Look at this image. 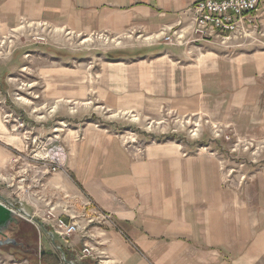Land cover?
I'll return each instance as SVG.
<instances>
[{"label":"crops","instance_id":"0c3cea01","mask_svg":"<svg viewBox=\"0 0 264 264\" xmlns=\"http://www.w3.org/2000/svg\"><path fill=\"white\" fill-rule=\"evenodd\" d=\"M195 1L0 0V36L37 23L118 40L96 52L97 61L51 43L17 46L0 61V171L8 179L0 194L34 215L37 229L53 206L82 224L67 241L43 230L71 260L89 244L116 264H264V162H242L239 173L232 168L238 163L227 165L233 152L264 147V37L228 46L193 41L189 9ZM260 11L264 30V0ZM171 28H182L188 42L164 43L162 32ZM26 60L39 72L13 76ZM95 64L91 78L83 69ZM11 88L30 102L53 101V115L58 105L93 93L115 115L164 123L171 135L194 123L203 139L157 140L151 133L138 148L127 146L133 136H124L120 125L100 117L75 123L72 105L47 121L14 107L25 121L19 129L8 119L15 111H6ZM209 133L214 137L206 138ZM221 133L228 139H217ZM31 145L61 148L63 170L49 172L31 156ZM43 246L42 255L57 254ZM28 263L0 257V264ZM83 263L100 264L97 257Z\"/></svg>","mask_w":264,"mask_h":264},{"label":"rangeland","instance_id":"374dc122","mask_svg":"<svg viewBox=\"0 0 264 264\" xmlns=\"http://www.w3.org/2000/svg\"><path fill=\"white\" fill-rule=\"evenodd\" d=\"M20 26H21L20 28L15 29V30H18V32H12L8 36H0V61L8 60L10 55H11V52L17 46L19 47L20 45L29 44L28 47H31V46L34 47L35 45H40V46L41 45H50V43L53 44L59 52L60 51L61 52L71 51L74 53L73 54L74 57L78 58V59L84 58V56L88 54L89 57H85L84 58L85 60H87L89 58V59L97 61L98 56L95 55L96 52L98 53V51H107V50L113 49L114 47L117 46V43H118V40L114 39L113 37H107V36H103V35L102 36L101 35L87 36V35H76V34L69 35V34H67L66 31H62V32L61 31H54L53 28H50V26H48V25H42V24H37V23H22V24H20ZM190 32H192V30ZM170 33H171V31L168 32V30L162 32L161 39L163 42H164V40H163L164 36L167 34H170ZM40 35L46 37L45 42H40L39 40L35 39V37L40 36ZM85 39H87V40H85ZM16 41H19L17 45H16ZM227 41L228 42H231V41H240L241 42V41H244V39L232 38L230 40L228 39ZM91 56H93V57H91ZM18 57H19V54L16 55V60H18ZM25 59H27V58H25ZM39 60L44 61V60H46V57H42L41 59L35 60V61H33V63L36 61H39ZM29 63L30 62H28V60H26L25 64L27 66L25 65L26 67L23 70H21L22 72H16V73H14L13 76L19 75V76L27 77L29 75H36L37 71L39 72V69L36 66L30 67ZM80 65L83 66L85 64H80ZM96 65L97 64H95L94 66H91L92 68L83 69L84 73L89 70V72H92V74H93V76L91 74H89L90 77L91 78L95 77L96 73L94 74V72H97V66ZM38 86L43 89V87L41 85H38ZM14 90H16V88L10 89V91L14 94H12V97L10 99H8L7 104H6L7 105L6 111L9 113H10V110H14V107H18L20 109H25L26 112L32 116L31 118H36L39 120L47 121L48 119L49 120L54 119L56 114L58 116V113L60 111H62V108L69 110V108L72 105L73 106L72 107L73 108V115L72 116L74 117L75 123L80 122V120H97V117H100L101 121L106 122V124L112 123L111 121H114V124L120 125V129L122 130L121 132L124 133L123 134L124 136H130V135L133 136L130 138L127 137V141H130V139H132V138L135 139L134 141H132L133 144L129 143V144H127V146H129V145L135 146L136 148H138L140 146V142H143L142 139L145 140L144 137L146 135H152L153 134L152 136H154V134H155V135L162 136V135L170 134V133H166L167 131L162 130L165 127L164 123L158 124V123L154 122L153 124L152 123L150 124L149 122H146L142 119H139L138 117H134V116L130 117L129 115H123V116L115 115V113L113 111L108 110V108L102 107L99 104V102L96 100V98L94 97L96 95H94L93 93L90 94V97L92 99L74 101V104H72V103L70 105L66 104L63 107H61V105H58V108L56 109V113L54 112L55 114L53 115V114H51V113H53L52 109L55 108V103L52 105L53 101L42 100V101H38L36 103L30 102L24 98H21V96L17 95L14 92ZM31 91H32V93L34 92L33 90H31ZM38 99H40V98H38ZM82 102H84L85 104H83ZM1 104H2V101H0V106H1ZM16 112L17 111L11 113L12 115L10 114L8 119L10 122H12L11 124H14V125L18 124L19 129H22L24 127L23 122H25L24 118L22 116L19 117V114H18L19 112H17V113ZM49 114H51V115H49ZM17 117H18V119H17ZM20 123L23 125H20ZM27 125H29V123ZM185 126L186 127L183 128L184 131H182L183 130L182 129L181 131L177 132V134L181 135V137H182L181 139H185V140L187 139L191 142L194 141V142L200 143L199 141H201L203 139L204 133L201 134V131L198 130V126H196L194 123H192L191 126H189V124L188 125L186 124ZM129 129L132 131L124 132L125 130H129ZM173 133H175V132H173ZM27 134L32 136L31 132H27ZM227 135L229 136L228 133H226V134L221 133L220 136H216V137H218L217 139H224V138L228 139ZM210 136H212L211 133H209V135H207L206 138H208ZM212 137H214V136H212ZM221 137H224V138H221ZM161 140H165V139H161ZM199 148H200V146H199ZM29 150H30L31 156H34V157H36V154L39 156V155H45L46 153L49 152L48 151L49 149L44 150V149H42V147H38L35 145L34 146L31 145V147L29 146ZM255 150H256V148H250V149L243 148V150L240 149L239 153L233 152L232 155L234 157H231V160L228 162L227 165L228 166L232 165V162H234L233 165L238 163V166H236V167L233 166L232 168H234V173H239L238 171H240V168L243 167L242 162L246 163V162L250 161L251 163H253L252 160H254V159H256L257 161H260V159H262L261 162H264V147H260L259 149H257L256 153H254ZM42 164H44V166L46 168H49V169L52 167V164L48 163V165H47L46 162L42 163ZM57 170H58L57 172H59V171L63 170V167L60 165L57 168ZM7 182H8L7 177H4V175H2V173L0 171V192L7 190V187H8L6 185ZM10 187L13 188L14 185H12ZM13 196H14V194H13ZM12 202L16 206H18L16 201H12ZM78 205H80V204L78 203ZM81 208H82V206H81ZM84 208H85V206H84ZM55 211H56V209H55ZM85 211L86 210H84L83 212H85ZM26 212H28V211H26ZM46 214H43V216H42L43 218L41 217V219H42L41 221L43 222L42 224L44 226H46L48 230L52 231L51 230L52 228L48 226L49 221L46 217ZM32 216L34 217V215H32ZM32 224L35 225L37 223H32ZM38 227H39V229H37V228L36 229L39 230L41 232L40 234L43 235V239H42L43 244L41 243V237H40V234L37 230H36L37 232H35L32 236L28 235L27 237L22 238V241L25 244H34L35 245L37 243L38 244L41 243L40 245H42V247H44L43 245H46L47 247H51L52 249H54L58 252V255L60 256V259H61L60 261H62L63 264H84L83 262L86 259H88V258H86V259L84 258L81 260L79 257H78V260H76V261L71 260V259H67L66 258L67 254L62 249L59 248L60 246L58 247V249H56L55 244H53L51 242L50 237L48 238V234L44 233L45 231H43V229H41V228H43V226H41L39 224ZM31 228L32 227H30L29 222H27L26 220L21 221L19 229H23L26 232H30ZM20 233L21 232L19 230H14L13 236L16 237L17 239H21V237L18 235ZM54 235H55V241H59V238H61V237L56 233H54ZM13 251L14 250H9L7 248L5 249L2 247V248H0V257H3V256L9 257V255H10V256L14 257L15 259H19V260H21L23 258L22 256H24V255L22 254L21 251L20 252L17 251L19 256H17L18 254L12 255L11 253ZM36 251H38V250H36ZM37 253H36V258H37ZM62 253H65V255H66L65 258L67 259V261H64L62 259ZM2 260H5V259H2ZM28 261H29L28 264H35V262H36L33 259H29ZM37 264H39V262Z\"/></svg>","mask_w":264,"mask_h":264},{"label":"built area","instance_id":"2783aa9c","mask_svg":"<svg viewBox=\"0 0 264 264\" xmlns=\"http://www.w3.org/2000/svg\"><path fill=\"white\" fill-rule=\"evenodd\" d=\"M261 0H196L194 5L189 9L192 15L190 30H192L193 41H206L211 43H220L228 46V39L238 38L253 43H261L264 37V30L261 28L260 19ZM171 33L164 36V42L169 45H185L188 41L184 37L182 28H171ZM36 40L45 42V36H37ZM135 139H130V143ZM128 142V143H129ZM49 149L45 155H37L36 159H40L43 163L52 164V167L46 168L49 172L56 173L57 168L64 166L65 152L59 148ZM58 152V153H57ZM21 217L26 218L32 223H36L35 218L17 211ZM48 226L52 231L58 234L62 240L67 241L73 234L80 231L83 226L77 220L67 219L55 211V207H51L46 212ZM101 219H109V215L101 213ZM81 260L86 258L97 257L100 264H116L112 260L97 253L89 244H86L80 251Z\"/></svg>","mask_w":264,"mask_h":264},{"label":"water","instance_id":"95a60500","mask_svg":"<svg viewBox=\"0 0 264 264\" xmlns=\"http://www.w3.org/2000/svg\"><path fill=\"white\" fill-rule=\"evenodd\" d=\"M17 211H20L27 216H31L30 213L26 212L23 208L17 207L11 200L5 198L0 194V248H5L7 246V249H9L8 246H12L13 250H16V248L19 246L22 249V252L26 254L31 253H37V247L36 246H30V244H25L23 241H19L16 237L13 236L14 230H19V223L22 220H28L24 217H21L17 213ZM30 222V221H29ZM47 233H49L50 236L54 238V233L52 231H49L46 227L43 226L42 228ZM23 232V229H21V233ZM27 237L28 235H24ZM38 249H40V245H37ZM61 249V247H59ZM10 250V249H9ZM8 251V250H7ZM36 251V252H35ZM9 252V251H8ZM44 252V251H43ZM65 253H62V259L64 261H67L65 258Z\"/></svg>","mask_w":264,"mask_h":264},{"label":"trees","instance_id":"16d2710c","mask_svg":"<svg viewBox=\"0 0 264 264\" xmlns=\"http://www.w3.org/2000/svg\"><path fill=\"white\" fill-rule=\"evenodd\" d=\"M137 130V129H136ZM154 137H156L157 138V140L159 139V140H161V139H181L182 137L181 136H178L177 134H168V135H162V136H154ZM29 222V221H28ZM30 223V227H32L31 228V230H30V232H26L25 230H23V232L21 233L22 234V236H24V235H33L35 232H37L36 230V227L34 226V224H32L31 222H29ZM38 244V243H37ZM37 244H30V246H36L37 247V250H38V253H37V258H36V253H31L30 255L29 254H27V255H24V256H22L23 258H22V260H29V259H33L34 261H36L35 262V264H37V261L39 262V264H63V262L62 261H60L61 259H60V256L58 255V252H57V254H55V253H52V254H49V253H47V252H45L43 255L41 254V252H42V250H44V248L42 247L41 249H38V246H37ZM9 247V249L10 250H13L12 249V246H8ZM6 248H7V246H6ZM12 255H16V254H18V252H17V250H14L12 253H11ZM17 256H19V254L17 255ZM69 256L67 255V259H70V258H68ZM36 258V259H35ZM39 258V259H38Z\"/></svg>","mask_w":264,"mask_h":264},{"label":"flooded vegetation","instance_id":"af4514ba","mask_svg":"<svg viewBox=\"0 0 264 264\" xmlns=\"http://www.w3.org/2000/svg\"><path fill=\"white\" fill-rule=\"evenodd\" d=\"M20 223H21V222H20ZM20 223H19V226H18L19 228H20ZM16 232H17V231H16ZM20 232H21V229H20ZM18 235L21 237V239H18V240L22 242V238H25V236H22V234H21V233H20V234H18ZM16 250H17L18 252H20V251L22 252V249H21V247H19V246L16 248ZM22 254H24V255H25V253H24V252H22Z\"/></svg>","mask_w":264,"mask_h":264}]
</instances>
